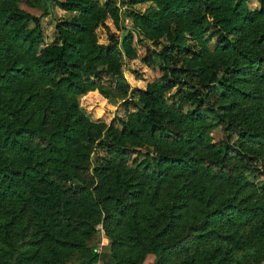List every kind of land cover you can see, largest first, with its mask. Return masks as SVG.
<instances>
[{
  "label": "trees",
  "instance_id": "1",
  "mask_svg": "<svg viewBox=\"0 0 264 264\" xmlns=\"http://www.w3.org/2000/svg\"><path fill=\"white\" fill-rule=\"evenodd\" d=\"M46 1L72 15L40 47L39 19L21 7L40 0H0V197L17 205L5 225L18 234L3 264H66L72 248L77 264H96L74 236L98 222L116 257L130 252L126 264L183 253L174 264L264 260V113L242 105L257 91L247 81L264 84V0L258 10L249 0ZM204 33L215 39L209 53L189 45ZM135 42L157 52L159 74L104 129L77 98L106 95ZM165 181L163 204L138 213L144 183Z\"/></svg>",
  "mask_w": 264,
  "mask_h": 264
},
{
  "label": "rangeland",
  "instance_id": "2",
  "mask_svg": "<svg viewBox=\"0 0 264 264\" xmlns=\"http://www.w3.org/2000/svg\"><path fill=\"white\" fill-rule=\"evenodd\" d=\"M21 7L39 19L40 26L44 34V41L40 47L51 43L53 40L56 20L58 18H65L72 15V13L65 12L60 9H51L46 0H40L35 7H29L26 5H22ZM248 7L251 10H258L259 3L257 0H249ZM201 39H203L204 44H201L199 41H190L189 45L196 49V51L202 49L206 53L213 51L215 47V39L209 37L207 33H204L203 38ZM99 40L100 42L107 43L108 37L104 32H101L99 34ZM144 41L146 44L150 43L149 39H144ZM134 46L137 55L133 59L125 60L124 62L122 61L121 75L118 77H112L111 79L105 78L103 84L105 91L107 92L106 95L101 94L95 89L89 90L77 98L78 109L86 115L92 123L101 124L104 129L111 125H118L117 118L124 114L122 103L129 95V92L134 87L144 88L147 83L153 82L159 74V59L157 57V52L147 51L146 47L140 42H135ZM148 59L151 63H148ZM255 80L256 78H254V80L250 79V81H247V85L250 89H257L254 99L253 97H248L245 99L247 102H244L242 105L249 107V110H253L256 115L259 112L264 113V108L259 106L263 104L262 96H264V84ZM255 83L257 85H254ZM262 118H264V116H262ZM211 136L214 140H223L225 135L221 128L215 127L211 131ZM249 140V143L256 145L257 141H255V139ZM169 188V181L158 184L155 182L144 183V194L137 200V204L139 205L138 213L154 212L155 209L162 205L165 201ZM153 193L154 196H152ZM15 207H17V205L13 202L0 197V264H3L8 254L13 252V245L18 243L17 228L12 226L7 227L5 225V222L10 221L11 213L14 211ZM31 210L32 212L36 211V207L32 206ZM28 215H31L30 211L28 212ZM64 237L66 236L64 235ZM104 237H107L108 239L102 223L98 222L95 224V232L91 236L85 239L83 234L78 233L74 236V239H84L85 244L99 254L98 262H100V264H126V256L130 253L129 251L124 250L126 247L120 249L123 253H121L122 255L116 257L115 252L112 253V243L110 240L107 241L106 245L102 244V238ZM196 247L197 246H193L192 251H195L197 249ZM32 248L33 247H30V249L26 248L22 251L26 254L30 252ZM186 254L187 253L174 255L168 262L174 264L178 261L176 259L179 257L181 258ZM78 255L79 250L72 248L63 254L64 259L62 261L66 264H77ZM13 256H15V253ZM153 259V255H148L142 263L152 264ZM25 264H31V261L28 259ZM257 264H264V260Z\"/></svg>",
  "mask_w": 264,
  "mask_h": 264
},
{
  "label": "built area",
  "instance_id": "3",
  "mask_svg": "<svg viewBox=\"0 0 264 264\" xmlns=\"http://www.w3.org/2000/svg\"><path fill=\"white\" fill-rule=\"evenodd\" d=\"M107 241H108L107 237L102 238V244L103 245H106ZM97 264H100V262H98Z\"/></svg>",
  "mask_w": 264,
  "mask_h": 264
}]
</instances>
